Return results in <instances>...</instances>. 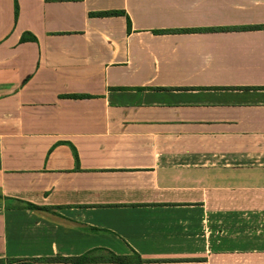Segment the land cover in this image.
<instances>
[{
    "label": "crops",
    "instance_id": "0c3cea01",
    "mask_svg": "<svg viewBox=\"0 0 264 264\" xmlns=\"http://www.w3.org/2000/svg\"><path fill=\"white\" fill-rule=\"evenodd\" d=\"M94 249L264 264V0H0V260Z\"/></svg>",
    "mask_w": 264,
    "mask_h": 264
},
{
    "label": "trees",
    "instance_id": "16d2710c",
    "mask_svg": "<svg viewBox=\"0 0 264 264\" xmlns=\"http://www.w3.org/2000/svg\"><path fill=\"white\" fill-rule=\"evenodd\" d=\"M15 18L17 17V5H15L14 10ZM122 12H100L95 13L96 16H112V15H121ZM127 24L129 26V20L127 18ZM35 37L30 33H24L21 36L20 41H34ZM73 98H84L86 96H69ZM75 159L76 154L74 153ZM10 263L18 264H38V263H66V264H89V263H114V264H143V263H152L157 262L155 260H143L140 256L133 252L132 255H116L111 251L106 249H94L87 251L79 256H55V257H44V258H35L30 259V261H25L23 259H10ZM31 262V263H30ZM0 264L3 262L0 260Z\"/></svg>",
    "mask_w": 264,
    "mask_h": 264
}]
</instances>
